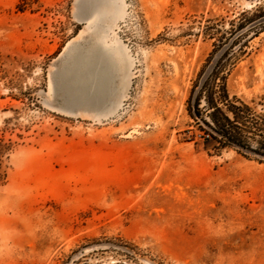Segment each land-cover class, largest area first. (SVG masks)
<instances>
[{
    "label": "rangeland",
    "instance_id": "374dc122",
    "mask_svg": "<svg viewBox=\"0 0 264 264\" xmlns=\"http://www.w3.org/2000/svg\"><path fill=\"white\" fill-rule=\"evenodd\" d=\"M263 16L0 0V264H264V159L197 144L186 110L223 56L230 95L264 114Z\"/></svg>",
    "mask_w": 264,
    "mask_h": 264
},
{
    "label": "trees",
    "instance_id": "16d2710c",
    "mask_svg": "<svg viewBox=\"0 0 264 264\" xmlns=\"http://www.w3.org/2000/svg\"><path fill=\"white\" fill-rule=\"evenodd\" d=\"M256 10L260 9L257 7L253 12ZM261 20L264 21V16ZM253 27L246 28L249 30ZM216 39L218 42L214 44L219 46L223 36ZM213 52L207 62L211 60ZM228 63L229 59L222 56L210 71L206 72L203 67L190 88L186 110L196 129L202 132H194L192 138L198 137L195 142L205 148L218 151L224 147L243 148L264 159V114L256 113L249 103L230 95Z\"/></svg>",
    "mask_w": 264,
    "mask_h": 264
},
{
    "label": "bare ground",
    "instance_id": "6f19581e",
    "mask_svg": "<svg viewBox=\"0 0 264 264\" xmlns=\"http://www.w3.org/2000/svg\"><path fill=\"white\" fill-rule=\"evenodd\" d=\"M119 62V61H118Z\"/></svg>",
    "mask_w": 264,
    "mask_h": 264
}]
</instances>
